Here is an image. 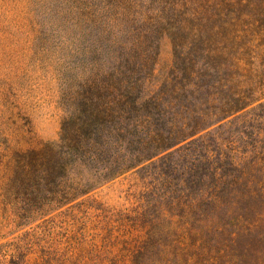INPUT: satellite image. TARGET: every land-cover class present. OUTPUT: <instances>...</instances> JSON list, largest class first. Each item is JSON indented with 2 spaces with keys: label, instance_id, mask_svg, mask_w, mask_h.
I'll use <instances>...</instances> for the list:
<instances>
[{
  "label": "trees",
  "instance_id": "obj_1",
  "mask_svg": "<svg viewBox=\"0 0 264 264\" xmlns=\"http://www.w3.org/2000/svg\"><path fill=\"white\" fill-rule=\"evenodd\" d=\"M79 10L89 69L62 73L58 140L0 162L1 202L27 224L130 176L133 206L95 207L92 233L35 264H264V0ZM25 251L0 244V264H27Z\"/></svg>",
  "mask_w": 264,
  "mask_h": 264
},
{
  "label": "rangeland",
  "instance_id": "obj_2",
  "mask_svg": "<svg viewBox=\"0 0 264 264\" xmlns=\"http://www.w3.org/2000/svg\"><path fill=\"white\" fill-rule=\"evenodd\" d=\"M86 1L0 0V162L14 151L58 140L65 117L62 73L89 69V37H80L78 27L79 6ZM171 64L172 46L164 39L155 73L165 74ZM133 182L130 176L120 177L92 193L85 207L57 209L27 224L6 213L0 198V244L29 249L27 264H35L41 250L65 247L83 224L92 233L95 207L133 206L126 198Z\"/></svg>",
  "mask_w": 264,
  "mask_h": 264
}]
</instances>
